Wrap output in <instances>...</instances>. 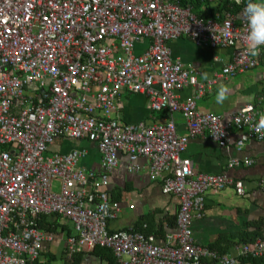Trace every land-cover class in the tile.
<instances>
[{
	"label": "built area",
	"instance_id": "built-area-1",
	"mask_svg": "<svg viewBox=\"0 0 264 264\" xmlns=\"http://www.w3.org/2000/svg\"><path fill=\"white\" fill-rule=\"evenodd\" d=\"M179 38L196 47L236 49L216 79L204 83L172 59L168 43ZM136 45L146 46L136 54ZM245 49L243 12L240 20L226 14L220 21H204L177 0H0V264L38 258L43 243L52 240L35 227L42 214L71 224L68 257L104 246L119 264H234L197 246L192 234L206 193L234 181L195 175L183 154L190 138L204 135L228 147L230 124L200 112L196 100L217 79L259 65L263 51L250 57ZM187 87L195 89L194 97L180 101L178 92ZM122 91L146 95L149 110L168 118L164 123L124 124L116 117ZM175 114L182 118L185 134L176 133ZM260 115L248 105L232 114L231 122L246 127L248 138L262 141L254 130ZM59 139L95 144L99 174L79 165L86 150L52 153ZM242 145L239 140L237 146ZM120 154L126 156L129 172H137L138 160L146 159L150 178L161 183L164 194L178 199L176 233L164 246L152 235L107 230L119 212L108 188ZM236 164L232 160L229 167ZM234 187L243 194L241 183ZM241 250L243 257L264 259V239L243 244Z\"/></svg>",
	"mask_w": 264,
	"mask_h": 264
},
{
	"label": "crops",
	"instance_id": "crops-1",
	"mask_svg": "<svg viewBox=\"0 0 264 264\" xmlns=\"http://www.w3.org/2000/svg\"><path fill=\"white\" fill-rule=\"evenodd\" d=\"M238 20L242 13L235 15ZM146 45H136L135 53L143 52ZM173 60L179 61L185 69L196 72L199 82L216 79L221 68L232 60L236 48L211 49L207 46L196 47L187 38L168 43ZM239 47V46H238ZM237 47V48H238ZM207 73L205 78L202 74ZM224 85L230 92L224 103L215 102L217 89ZM195 89L187 87L178 92L179 100L194 97ZM148 97L144 94L121 92L116 117L124 124L144 122L146 124L164 123L167 115L153 113L148 108ZM197 109L202 113L219 115L230 124L227 148H221L207 135L190 138L183 156L192 161L195 175H222L235 183H241L243 194L238 195L234 184L220 191H208L201 218L192 222L194 243L207 248L218 256L234 260V264H264V259L247 260L242 256L243 244L251 240L264 239V139L262 141L248 138L246 127L236 128L232 125L231 115L245 106H252L264 115V51L259 65L245 73L229 79L219 78L212 90L196 100ZM176 133L182 135L186 129L179 114L173 115ZM243 141L239 148L237 142ZM86 150V156L79 165L87 172L98 175L101 157L95 144L70 140H57L51 148L52 153L66 154L73 149ZM236 160L237 164L229 167ZM251 160L250 166L244 161ZM139 170L129 172L126 156H118V165L109 176V192H113L119 208L117 218L110 221L107 230L110 233L128 231L139 226L141 231L152 235L159 246L166 245L168 236L176 233V214L178 199L162 192L161 183L150 178L146 159L138 160ZM58 185L57 182L54 183ZM114 199V200H113ZM69 227L71 224L64 221ZM71 229V227H70ZM66 231L52 235V240L43 243V251L57 256L66 247ZM248 241L246 242V239ZM209 264H217L208 260ZM84 264H101L97 258L87 256Z\"/></svg>",
	"mask_w": 264,
	"mask_h": 264
},
{
	"label": "trees",
	"instance_id": "trees-1",
	"mask_svg": "<svg viewBox=\"0 0 264 264\" xmlns=\"http://www.w3.org/2000/svg\"><path fill=\"white\" fill-rule=\"evenodd\" d=\"M182 6L191 7L192 13L198 18L204 21L208 20H222L226 14L239 15L243 12L242 6L245 4V0H242V5L238 6L229 0H177ZM164 115V113H158ZM4 149V147H3ZM109 192V191H108ZM109 196L114 198L113 192H109ZM115 199V198H114ZM113 199V200H114ZM116 200V199H115ZM64 220L60 219L59 216L55 215H37L35 218V227L37 230L46 233L47 235L59 234L61 231H66L68 236L73 235V228L71 229L68 225L63 223ZM67 222V221H66ZM130 232L142 233L143 235H150L146 232L141 231L139 226H135L133 229L128 230ZM110 233V232H109ZM248 238L246 239V242ZM255 242L254 239L250 243ZM248 244V243H245ZM43 247V246H42ZM212 250V249H210ZM61 255L57 256L51 254L48 251H41L38 258L29 262L28 264H84V260L87 256L97 258L101 264H119L117 258L114 256L111 249L104 246H96L91 250H82L74 253L71 256H67L65 249ZM247 260H253L255 258L244 257Z\"/></svg>",
	"mask_w": 264,
	"mask_h": 264
},
{
	"label": "clouds",
	"instance_id": "clouds-1",
	"mask_svg": "<svg viewBox=\"0 0 264 264\" xmlns=\"http://www.w3.org/2000/svg\"><path fill=\"white\" fill-rule=\"evenodd\" d=\"M243 13L246 18V52L250 57L260 55L264 51V0H245ZM207 78L208 74H202ZM230 89L221 85L215 94V102L223 104ZM255 132L264 137V115H260L255 124Z\"/></svg>",
	"mask_w": 264,
	"mask_h": 264
}]
</instances>
